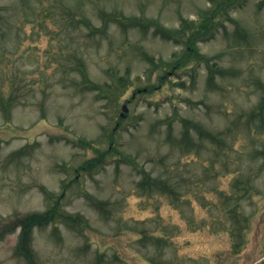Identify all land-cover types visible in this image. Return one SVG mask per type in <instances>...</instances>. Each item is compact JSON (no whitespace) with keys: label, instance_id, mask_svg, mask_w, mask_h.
Segmentation results:
<instances>
[{"label":"rangeland","instance_id":"374dc122","mask_svg":"<svg viewBox=\"0 0 264 264\" xmlns=\"http://www.w3.org/2000/svg\"><path fill=\"white\" fill-rule=\"evenodd\" d=\"M261 1L241 0L197 44L220 69L209 83L195 61L162 82L184 47L153 29L90 28L106 14L175 29L209 0H0V226L56 202L85 219L36 228V264H264V113L250 118L264 93ZM184 119L223 143L193 129L185 140ZM145 173L169 188L140 187ZM19 232L0 241V264H30Z\"/></svg>","mask_w":264,"mask_h":264},{"label":"trees","instance_id":"16d2710c","mask_svg":"<svg viewBox=\"0 0 264 264\" xmlns=\"http://www.w3.org/2000/svg\"><path fill=\"white\" fill-rule=\"evenodd\" d=\"M211 3L210 7L205 11L204 14H201L199 20L189 22L185 18H181V25L175 29H169L157 21H147L144 19H139L136 17L128 18L122 15H106L103 14V23L101 27H91L92 32L98 34L106 33L108 26L111 22H115L120 24L123 29H134L141 28L144 33L153 29L154 36H159L168 41H174L175 43L182 45L183 51L180 53H176L173 55V59L166 63V67L169 68L170 71L164 73L161 77V81H165L170 72H176L181 70L193 61L195 62H205L208 64L209 68V83L215 82L214 70H220L216 66L212 65L211 60L200 54L197 48V44L199 42L208 41L215 37L219 24L220 18L223 15L229 16L231 14V10L238 7L241 3V0H209ZM261 5H264V0L261 1ZM1 11V8H0ZM108 16V17H107ZM219 18V19H218ZM188 35V36H187ZM146 56L147 61L152 65L159 67L156 59L148 54H144ZM212 67H211V65ZM83 66V64L81 65ZM91 88L94 90H102L101 86L95 83H89L86 81ZM122 82H126V79H122ZM154 86H149L145 88L148 92L154 90ZM261 88L264 92V84H261ZM114 92L113 88L111 87ZM145 89L144 92L146 91ZM142 90V91H143ZM139 92V91H138ZM3 110L7 113V104L3 103ZM264 113V93L263 96L255 108V110L250 114V118L258 117L259 115ZM120 122H122V118H120ZM184 136L183 138L188 141V139H194V135L192 129L195 130L201 139L209 138L212 141H217L219 144H222L223 141L219 140V136L205 130L203 127L192 124L190 121L184 119ZM188 138V139H187ZM111 141L114 142L113 133L111 136ZM80 145L89 147L90 143L84 140L80 141ZM114 150L110 147L108 150L104 152L99 151V155L96 158L85 161L81 166L79 171L85 173H91L93 170L101 168L106 161V156L109 153H112ZM115 152H117L115 150ZM264 155V151L262 152ZM170 184L166 181L154 179L149 174L145 173L141 182L140 187H148L151 191H166L169 188ZM96 205L100 208H104V204L102 202H97ZM63 220L66 224H70L71 226H81L84 224L85 219L80 215H72L63 212L59 209V202L46 210L45 212H32L24 215H17L14 219H11L7 223H3L0 226V241H3L5 237L9 234H12L17 229L19 232V246L17 249V253L23 255L30 264H36L32 249L31 243L34 237V231L36 228H44L51 224H55L56 222Z\"/></svg>","mask_w":264,"mask_h":264},{"label":"water","instance_id":"95a60500","mask_svg":"<svg viewBox=\"0 0 264 264\" xmlns=\"http://www.w3.org/2000/svg\"><path fill=\"white\" fill-rule=\"evenodd\" d=\"M123 110H124V112H127L128 109H127L126 106H124V107H123ZM123 115H124V114H123Z\"/></svg>","mask_w":264,"mask_h":264}]
</instances>
